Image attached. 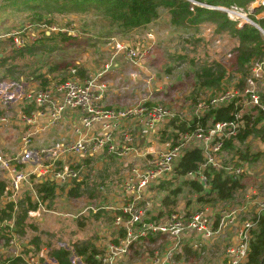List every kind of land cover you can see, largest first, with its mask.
<instances>
[{
	"label": "trees",
	"instance_id": "16d2710c",
	"mask_svg": "<svg viewBox=\"0 0 264 264\" xmlns=\"http://www.w3.org/2000/svg\"><path fill=\"white\" fill-rule=\"evenodd\" d=\"M199 1L220 4L227 7L236 6L242 11L247 12L249 18L264 29V18L257 19L255 17V13L262 11V8L257 9L255 13H251L249 10V4L254 0ZM190 7L191 3L186 0H6L3 4H0V31L11 33L13 30L16 31L18 27H25L26 24H38L43 26L55 25L57 24V20L61 21V19L67 20V18H70L69 23H65L67 27L70 26V30L76 29L79 24L81 27L85 26V28L88 26L96 28L92 35H98L100 38H108L113 31L120 34L132 32L133 36L135 32V34L142 31L145 33L148 32L147 29L151 27L153 21H156L158 9L164 8L168 12L170 23L174 26L183 29L197 30L198 24H205L212 27L214 34H218V36L221 37L223 35L229 36L230 40L233 38L235 39L232 51L236 53L233 54L229 60L231 71L227 76L224 65L218 61L203 64L195 69L194 85L197 90L203 93L201 99L207 100L209 97L222 93L227 88V84L231 82L232 78L237 77L233 73L235 71L241 74L238 84L241 89L245 77L250 74L252 63L264 58L263 33L255 25L248 23L243 24L241 27H237V21L230 19L223 11L200 6H194L193 9H190ZM14 12L20 15V19L9 21ZM53 12H57L58 14L52 16ZM10 23H12V26L7 29ZM28 27L31 29V26ZM70 30L57 28L56 31H53L49 28V32L45 30L31 43H28L26 40L19 48L14 46L13 37L0 34V65L3 67L6 66V74L3 80L6 79L9 82L21 80L25 74L27 75V72H21L17 62L13 64V61L15 59L31 56L35 50H39V52L43 53L45 50H52L54 46L58 48L57 45L70 43L73 46L79 44L81 49H83L85 43H82L81 39V41L78 40L79 36H76V40L75 36L73 37L70 35ZM17 33L25 37V30ZM193 35L194 36H191L193 41H201V36L197 35V33ZM89 37L91 36L89 35ZM144 38H146V34ZM5 41L10 42V49L7 51L6 55L3 54V51L7 50L6 47H3L8 44ZM126 42L130 46L137 48L144 40L141 42V39L136 35L134 38H128ZM187 42H189V40H187ZM88 44L90 46L94 45V43ZM183 55L185 56L184 53H180L178 58L183 59ZM94 62L90 65L89 60L83 64L67 61L51 64L48 70L42 69L37 73L31 70V72L28 73L27 83L33 86V83L36 81L39 86L48 85L49 81L46 74L54 72L58 73L55 76L58 80H65L71 76L70 67H75L77 69L75 77L82 80L85 77L86 68H84V66L86 64L92 68H100V65L96 64L98 61ZM67 65H69L68 69ZM230 74L232 76H229ZM197 99L200 98L194 94L193 101ZM237 101V106H235L234 101H226L220 103L218 106H212L206 108V110H201L198 112L199 114H196L195 107H192L190 109L193 112L192 115H187L180 119L172 117L162 125V129L160 132H157V134L160 135L161 141H166L169 145L177 144V140L180 139L179 133L187 130L190 131L195 124L196 117L203 115L198 121L205 127L210 125L213 121L232 118L233 113L243 105L244 98H238ZM145 104L149 106L152 105L148 102ZM2 111L3 110L0 109V113H2ZM242 114L246 127L236 136L226 139L223 145V150L226 152L229 151L232 157L231 160L229 162L223 161V166L219 168H215L211 165L206 166L203 170L207 178L206 184L200 182L197 174L189 179L183 180L182 178L184 175L189 171H196L204 161L199 144L195 142L189 144L190 148L182 150L180 157L176 161L172 177L169 175L170 177L166 176L157 179L143 189V194H147L152 200V206L148 208L146 212V219L152 221L164 220L169 217L171 213L178 212L177 205L181 193L183 197L196 194L197 200L200 203L216 202L218 200L230 201L234 199L236 195L244 193L245 189L248 188L246 184V180L248 179V168L245 167L243 169L244 171L236 172V168L240 166V161L234 156L239 155V157L245 160L254 161V158L258 154L243 153L236 146V143L237 141L244 142L251 135L257 133L264 138V115L260 112L258 107L254 106L244 107ZM251 116H256V120L254 126L248 127L247 122ZM229 167L231 169H229ZM176 180H180V183L175 184ZM31 181L32 186L25 185L21 188L20 198L15 209L14 203H8L5 208L0 207V238L3 237L8 240L15 235L20 242L26 238V244L30 245V248H27L26 244H23V253H27L28 251L34 254L45 253L47 257L53 258L56 264H72V257L74 256L81 257L85 264H98L99 256L104 253V250L103 248H99L94 240H75L70 242V244L67 243L65 246L57 245L43 249L42 244L44 241L42 240L41 234H47V230H44L45 227L43 226V216L52 215L59 217V215L55 214L54 202L60 194H65L66 197H80L84 195V193H95L96 188L99 187L100 184H104V182L96 181L94 187L88 190L85 185H90L91 179H86L85 177L82 181H78V187L70 188L67 191L65 187L58 186L48 179L39 181L37 177H34ZM4 182V180L0 181V193L5 184ZM82 185L86 188L81 189ZM32 191H34V194L42 202L44 207L40 216L37 217L28 215L30 210H36L39 207L38 200L31 199ZM248 216H251V214H248L243 219L248 218ZM36 220L39 225L36 224ZM38 220H40V222H38ZM76 220H79V218H76ZM251 220H256L257 222L250 229L251 237L249 241V251L245 262L242 264H264V214L259 217H256V215L252 216ZM78 225L83 227L85 222H78ZM30 232L33 234H30ZM185 232L187 231L183 233ZM185 234H188V237H186L187 239L193 237L201 239V236H197L191 231ZM124 235V229L120 227L118 236L123 237ZM159 235L161 234H149L132 241L128 252L119 256L115 263L121 264L124 260L126 262L136 261L138 258L144 256L145 250L148 248L147 243L155 241ZM116 237H111V241H116ZM185 242L182 249L174 253V260L180 264H187L189 262H191L190 264H208L214 250L217 251L214 257L217 259L220 257L222 249L215 241L210 240L208 241V243L210 242L209 244L199 241L196 246L188 240ZM46 244H48L47 241ZM45 255L43 254L40 256L41 264H45L47 258ZM20 261L21 258L14 259L12 264H17Z\"/></svg>",
	"mask_w": 264,
	"mask_h": 264
},
{
	"label": "built area",
	"instance_id": "2783aa9c",
	"mask_svg": "<svg viewBox=\"0 0 264 264\" xmlns=\"http://www.w3.org/2000/svg\"><path fill=\"white\" fill-rule=\"evenodd\" d=\"M191 3L190 9L194 6H200L208 9L219 10L225 12L232 20L237 21V25L242 22L254 24L258 29L264 33L254 20L250 19L247 12L242 11L236 6L215 5L199 0H186ZM258 5L264 9V0H257ZM259 27H258V26ZM50 29H52L50 27ZM49 32V31H47ZM206 32L212 33L211 28L207 27ZM13 37V43L16 48L21 47L25 41L28 43L33 40L20 36L16 33ZM146 37L150 38L149 31ZM108 46L112 54L104 65H102L89 77L79 80L75 77L77 69L70 67L71 76L65 80H56L52 84L44 87L29 86L23 87L22 84H14L11 82L5 84L0 82V109L4 113H0V126L8 119L5 112L11 108L13 104L18 102L28 101V105L32 109L26 113L19 111V119L23 121L28 128L19 136V150L12 153L0 150V170L4 172V186L0 193V207L5 208L8 203H16L20 198L21 188L25 185L31 186V179L34 177H42L59 183H69L78 177V169L69 163H57L58 155L62 152L85 154L89 150H97L106 148L109 152L115 154L117 157H126L130 153H134V148L129 144L132 143L133 138L129 132H122V139L119 142L114 141V131L120 127L121 121L126 118H136L141 122L142 128L145 132L157 130L161 124L163 125L166 118L170 120L174 117L162 105H147L138 104L128 108H110L105 107L102 103L104 93L109 88L104 76L108 73V68L115 61V56L118 52H124V56L129 60H135L139 57L145 48V44L139 45L137 48L124 44L121 40L111 38L108 41ZM150 42V40H147ZM214 43H220L216 39ZM231 56L230 53L227 54ZM77 64L83 62L76 61ZM106 65V66H105ZM264 58L254 61L250 67V74L245 77L244 85L238 89L233 83L222 92L215 96L209 97L207 100L202 99L195 106V113L204 108L218 106L222 102L234 101L237 106L238 98H244L243 105L233 113L232 118L226 120L213 121L208 126H202L198 120L195 121L192 131L180 132V139L184 143L195 142L201 147L204 161L200 164L196 171H189L184 175V179L197 174L202 184H206L207 178L204 173V168L211 165L215 168L222 167L223 145L226 139L236 136L241 130L246 127L245 121L242 118V110L245 106L258 107L260 112L264 115V91L260 89V82L264 79ZM9 90V91H8ZM15 101V102H13ZM67 109L75 111L79 116V126L75 128L78 134L77 139L73 143H68L65 146L59 142L54 146H48L43 149V152H49L52 158L45 159L43 156L33 154V151L28 149V146L33 141V138L45 130L53 126L56 121L62 118ZM140 118V119H139ZM256 116H251L247 122V126H254ZM99 129L96 131L94 126ZM261 127V126H259ZM120 129V128H119ZM85 130H90L88 133ZM182 143L170 145L167 150H162L158 147H148L143 156L146 159L147 166L139 169L134 166L131 169L130 175L124 182V191L132 196L130 201H127L121 207V213L124 216L117 215L115 217V224L121 225L124 229L125 235L118 238L116 241L109 240L105 245V250L99 256L98 264H115L116 259L128 252L132 241L139 237H144L149 234H164L169 237H179L184 231L190 230L195 234H200L204 238H211L213 234L218 233L222 226L226 224L237 222V215L234 212L221 211V218L215 228V219L209 208H200L191 212L189 215L175 212L171 213L169 217L160 221H152L146 219L147 204H138L141 197V191L146 185L157 177L170 175L173 172L174 166L182 153ZM32 162V166L28 169L23 166V163ZM245 167H237L236 172L244 171ZM229 169H231L229 167ZM250 194H256L255 191H249ZM249 192L247 194H249ZM256 200L252 205L256 206V212L248 216V218L241 220L236 229V239L226 244L224 249V258L221 264H242L247 258L249 251L250 229L256 224V220H251L249 217H259L264 214V194L256 195L252 198ZM35 199L39 202V208L43 209L42 202L35 195ZM36 211H29V215H34ZM6 241V245L1 247L9 248L12 253L0 258V264H12V261L21 258L17 264H41L40 254H34L31 251L23 253L22 245L27 241H21L13 235ZM27 248L30 245L26 244ZM174 248H168L162 257L156 253L153 264H165L172 256ZM78 259V257H75Z\"/></svg>",
	"mask_w": 264,
	"mask_h": 264
},
{
	"label": "rangeland",
	"instance_id": "374dc122",
	"mask_svg": "<svg viewBox=\"0 0 264 264\" xmlns=\"http://www.w3.org/2000/svg\"><path fill=\"white\" fill-rule=\"evenodd\" d=\"M5 1L6 0H0V4H3ZM12 14L11 20L9 21L20 19V15L17 12ZM57 14V12H53L52 16H56ZM69 20L70 18H67V20L61 19L62 22L57 20V24L55 25L43 26L38 24H26L25 27L22 26L17 29L15 28L16 31L13 30L11 33H4V31H0V34L3 36L15 37L14 35L17 32L25 30L24 38H33L34 40L37 35H41V33L45 30L49 31L50 27L53 31H56L57 28L70 30V26L67 27L65 24L66 22L69 23ZM11 26L12 23H10L7 29ZM28 26H31V29ZM94 30H96V28H91L89 26L85 28V26L81 27L79 24L76 29L70 30V35L73 37L75 36V39L76 36H79L78 40H82L81 42L85 43L83 49H81L79 44H76L75 46L71 45V43L60 44L57 45L58 48L54 46L52 50H45L43 53L39 52V50H35L31 56H26L17 60L15 59L13 64H16L17 62L21 72H27V75L25 74L21 80H13L10 82L6 79L3 80V77H5L6 74V66L3 67L0 65V82L5 84H9L11 82H14V84L23 83V86L26 87L28 84V73H30L31 70H34L36 73L42 69L48 70V67L51 66V64L60 62H76L80 60L86 62L88 60H92L93 62L98 61L96 64L101 67L109 61L112 54V51L108 50L106 47V44L111 39L110 37L114 36L118 40L120 39L124 44L129 45L126 40L128 38H134V36L137 35V37L141 39V42L144 40L142 44H145V48H147L148 45L150 46L149 48L144 49L135 60H129L124 56V52H118L119 55H116L115 61L108 68L109 73L104 77L107 78L108 81L106 82L109 85V88L106 89L108 91L104 94V99L108 96L107 100L112 101L114 106L112 104H106V101L102 99L103 105L105 104V107H116L120 109L148 102L152 105L164 106L171 113H174V117L180 119L184 118V116L192 115L193 112L190 109L195 107L198 102V99L193 101L194 94L200 98L199 101H203L201 99V95H203V93L197 90L194 85L195 69L203 64L212 63V61H222L220 59H223L224 55L228 58L226 53L223 54L226 50L221 48L220 43L223 41L222 37L219 38L221 39L220 43L215 45L216 43L208 40L210 39L209 37H202V33L205 31L204 28H200L196 32H193L192 29H183L181 27L174 26L170 23L168 12L164 8L158 9L156 21H153L151 27L147 29L150 33V38H144L147 32L145 33L143 31L138 34H135V32L133 36L132 32L120 34L113 31L111 36L108 38H100L96 34V36L92 35ZM194 33H197L202 37L200 42L193 41V39H191V36H194ZM89 35L91 37H89ZM147 40H150V42H147ZM187 40H189V42H187ZM7 43L8 44L3 47L7 48V50L3 51V54L5 55L10 49V42ZM88 43H94V45L90 46ZM212 50H216V52L211 53ZM180 53L185 54V56L183 55V59L178 58ZM68 67L69 65H67V69ZM229 76L232 75L230 74ZM232 86L233 85L231 84V87ZM26 105H28L27 100L20 104L21 107H25ZM203 110H206V108ZM200 117H196L195 120H199ZM169 118H166L163 121L166 123ZM192 130L193 127L190 131ZM143 133L146 134L147 132ZM180 143L183 144L182 150H184L186 148H190L189 144L192 142H188L186 144L182 141V139L177 140V144ZM236 146L243 153L248 152L250 154H258L254 158V161H248L239 157V155H233L240 161L239 167H245V164H248L251 167L250 171L255 172L256 169L264 166V138H262L259 133L251 135L244 142L237 141ZM231 158L232 157L229 151H225L222 156V163L223 161L229 162ZM262 169L263 168H260L255 175L261 176L260 171ZM54 204V210L56 211L55 214L59 215V217L52 215L43 216L44 230H47L46 235L41 234L42 240L44 241L42 244L43 249L57 245L65 246L67 243L70 244V242L75 240L84 241L92 239L103 228H105L103 226L104 224H102L103 220L99 219L97 221L89 218V220L86 219L83 228H76V224L72 221V218L75 216L71 214L75 215L77 211L81 210L86 205L84 200L78 199L70 201L65 194H60ZM248 214L250 215L252 213ZM249 219H251V217H249ZM38 222H40V220H38ZM36 224L39 225L37 220ZM73 230H76V233L72 236ZM30 234L33 233L30 232ZM46 241L48 244H46ZM0 243V257H2L5 253H12L9 248L1 247L2 245L4 246L7 244L6 241H3V237L0 238ZM216 252L217 251L214 250L213 255L210 256V260L213 261L212 264L217 263L215 262L217 258L214 257ZM43 254L45 255V253ZM51 259L53 260V258L47 257L45 264H56ZM72 262L78 263L79 260L73 259Z\"/></svg>",
	"mask_w": 264,
	"mask_h": 264
},
{
	"label": "crops",
	"instance_id": "0c3cea01",
	"mask_svg": "<svg viewBox=\"0 0 264 264\" xmlns=\"http://www.w3.org/2000/svg\"><path fill=\"white\" fill-rule=\"evenodd\" d=\"M215 5H220V4H215ZM260 8L261 7L258 5L257 0L252 1L249 4V10L251 11V13H255L256 10ZM255 17L257 19L264 18V9L262 8V11L256 12ZM243 24H245V22H242L241 24H239V26L237 25V27H241ZM207 27L211 28L212 33L206 32ZM200 28H204L205 30L202 33V37H207V38L209 37L210 38L208 39L209 41L211 40L212 42H214L216 39L221 38V36H218V34H214L212 27L209 25L198 24V29ZM197 30L193 29V32H196ZM111 38L117 39L114 36ZM222 39L223 41L220 43L221 48L226 50L224 51L223 54L225 53L231 54V56L228 58L224 55V58L220 59L223 62L219 61L221 64L224 65L227 71V74H226L227 76L231 71L229 60L233 56V54L236 53L235 51H232L235 39L233 38L232 40H230L229 36H226V35L225 36L223 35ZM219 40L221 41V39ZM108 43L106 44L107 45L106 47L108 50H111L108 46ZM214 52H216V50L215 51L212 50L211 53H214ZM116 55H119V54H116ZM82 62L85 63L84 61ZM89 62L91 65L93 61L89 60ZM84 68H86L84 78L89 77L91 73L99 71L97 68H92L91 66L87 64L84 66ZM233 73L237 77L232 78L231 82L227 84V87L231 83H233L238 89H240L238 84H239V77L241 76V74L238 73L237 71ZM57 74L58 73L56 72L46 74L48 81H49L48 85L52 84L53 81L58 80L55 77ZM100 79L108 81L107 78H100ZM259 84H260V89L264 91V80L261 81ZM243 85H244V82H243ZM22 86H23V83H22ZM29 86L30 84L26 85V87H29ZM33 86L44 87L46 85L39 86L37 82L35 81L33 83ZM107 97L108 96H106L105 99L103 97L104 101H106V104L108 105L112 104L114 106V103L112 101H108ZM20 104H22V102H18V104H13L11 108H8L7 110H5V112L8 115V119L5 123H3L0 126V150H4L5 152H8V153H12L13 151L19 150V143H18L19 136L22 134L23 131H25L28 128V125H26L23 121H20L18 112L22 111V112L28 113L32 109V107H30L29 105H26L25 107H21ZM113 108H116V107H113ZM2 113H4V110L2 111ZM79 122H80L79 116L75 113V111L71 109H67L65 115L62 118L58 119L53 126L45 130H42L39 135L33 138V141L28 146V149L33 151V154H38L39 156H43L45 157V159L52 158L49 152H43L42 150L46 149L48 146H54L58 142L63 146H65L68 143H73L78 137V134L75 132V128L79 126ZM121 123L122 124L119 127L120 129L117 128L114 131V135H115L114 141L119 142V140L123 138L122 137L123 131L129 132L133 138V141L131 144L128 143V145H130L131 147L135 149L134 153H130L126 157H117L115 154L109 152L106 148L97 149L95 151L89 150L85 154H78L76 152L75 153H70V152L59 153L57 157L58 159L57 163H69L71 165H74L78 169V177L75 180H71L69 183L68 182L59 183V182L53 181L58 186L65 187L67 191L70 188L78 187V181H82V179L85 177L86 179L87 178L91 179L90 185L88 186L85 185L88 190H91L94 187L96 181L104 182V184H100L99 187L96 188L95 193H91V194L90 192L84 193V195L80 197H72V196L68 197L67 196V198L70 201L81 199V200H84L86 203V205L84 204L85 206L81 210L77 211L75 215L71 214L75 216L72 218L73 219L72 221H74V224H76V228H83L84 226L83 227L79 226L78 222H81V223L86 222V219L87 220L94 219L97 221L99 219L103 220L102 224H104L103 226L105 228H103L95 237L92 238V240L95 241L96 245L99 248H103V250H105V245L109 240H111V237L117 236L116 237L117 239L121 238L118 235H119V229L122 226L115 224V217L117 215H122L124 216V219H127V217L121 213V207L123 206L125 202L130 201L132 196L124 191L123 186H124L125 180L131 173V169L134 166H137L139 169H142L147 166L146 159L141 153L144 152L148 147H152V146L158 147L162 150H167L168 147L170 146L168 142L161 141L160 135L157 134V132H160V130L162 129V124L157 130L150 131L145 134L143 133L145 132V130L142 128L141 122L136 118H126V119H123ZM94 128L96 131H99L96 125L94 126ZM89 131L90 130H85L86 133H88ZM224 152L225 151L223 150V153ZM32 165H33L32 162L23 163V166H25L26 169L30 168ZM245 167L248 168L247 169L248 179L246 180V184L248 185V188L245 189L243 194L236 195V197L230 201L218 200L216 202L200 203L197 200L196 194L183 197L181 193L179 195L178 205H177V211H179L180 213H184L185 215H189L191 212H194L195 210L200 209V208H205V207L209 208L210 212L212 213L215 219V228L218 224L219 219L221 218L222 210H225L227 212H234V214L237 215L236 223H230L228 221H225L226 224L222 226L221 230L218 233L213 234L211 238H204L200 234H196L197 236H201V239L197 237L187 239L186 237H188V234H185V233H187L190 230H187V232L181 234L179 237H169L167 235L161 234L158 236L157 239H155V241L147 243L148 248L145 250L144 256L138 258L136 261L126 262L124 260L121 264H153V261L155 260V257H156L155 256L156 253L158 255H162L163 257L166 250L171 247L174 248L173 254L166 261L165 264H180L179 262H176V260H174V253H176L177 251H180L183 245L186 243L185 241L187 240L190 243H192L194 246H196L199 241L206 242V243H208V241L210 240L215 241L217 244L220 245L222 249L220 253V257L215 262H217L216 264H221L224 258V249H225L226 244L236 239V229L239 226V223L241 222V220H243L244 217L248 215L249 212L254 213V211L256 210V206L252 205V203H255L256 200H252L251 198H248L247 196H251L252 198H254L256 197V195L264 194V188H263L264 187V166L260 167V168H263L260 171L261 176L255 175L260 168L256 169L255 172H251L250 171L251 167L248 164H245ZM172 174L173 172L170 174L171 177H172ZM166 176L170 177L169 175L157 177L154 180L150 181L146 185V187L151 182L157 179H161L162 177H166ZM37 178L39 179V181L45 180L42 177H37ZM4 179H5L4 172L1 171L0 181ZM182 179L186 180L184 179V176ZM179 183H180V180H176L175 184H179ZM31 186H32V181H31ZM85 186L82 185L81 189H85L86 188ZM249 191H255L256 194L251 195ZM248 192L249 194H247ZM31 199L32 200L35 199L34 191H32ZM249 201L252 203H250ZM138 204L139 205L147 204L148 208H151L152 206V200L147 194L145 193L143 194V190L141 191V197L138 201ZM16 207L17 205L14 206V209ZM30 211H36L37 213H35L34 215L40 216L41 211H43V209L38 207L36 210H30ZM28 215H29V212H28ZM34 215H32V217H37ZM76 218H79V220H76ZM72 233H73L72 236L75 235L76 230H73ZM22 241H27V239L25 238ZM7 255H9V253L3 254L2 257L7 256ZM75 257H78V256L72 257V261L73 259H75ZM78 260H79L78 263L72 262V264H85L81 257H78ZM52 261L56 263L54 259ZM212 262H213L212 260H209L208 264H212Z\"/></svg>",
	"mask_w": 264,
	"mask_h": 264
},
{
	"label": "water",
	"instance_id": "95a60500",
	"mask_svg": "<svg viewBox=\"0 0 264 264\" xmlns=\"http://www.w3.org/2000/svg\"><path fill=\"white\" fill-rule=\"evenodd\" d=\"M258 26V25H257ZM259 27V26H258Z\"/></svg>",
	"mask_w": 264,
	"mask_h": 264
}]
</instances>
